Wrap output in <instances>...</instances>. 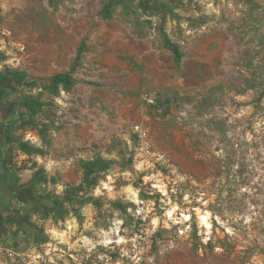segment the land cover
I'll return each instance as SVG.
<instances>
[{"label":"rangeland","instance_id":"374dc122","mask_svg":"<svg viewBox=\"0 0 264 264\" xmlns=\"http://www.w3.org/2000/svg\"><path fill=\"white\" fill-rule=\"evenodd\" d=\"M0 81L13 179L61 201L10 264H264V0H0Z\"/></svg>","mask_w":264,"mask_h":264},{"label":"crops","instance_id":"0c3cea01","mask_svg":"<svg viewBox=\"0 0 264 264\" xmlns=\"http://www.w3.org/2000/svg\"><path fill=\"white\" fill-rule=\"evenodd\" d=\"M5 91L0 94L5 97ZM2 103H7L4 98ZM9 119L0 108V243L26 253L32 246L46 241L42 215L38 212L39 193L13 179L10 162L11 138ZM30 193V198L27 196ZM31 206H30V205Z\"/></svg>","mask_w":264,"mask_h":264},{"label":"trees","instance_id":"16d2710c","mask_svg":"<svg viewBox=\"0 0 264 264\" xmlns=\"http://www.w3.org/2000/svg\"><path fill=\"white\" fill-rule=\"evenodd\" d=\"M119 3L125 2L126 0H116ZM110 7L108 8L109 11ZM164 45L171 50L174 54L175 60L179 63L182 59L183 52L180 46L172 41L170 37L165 33L164 34ZM80 51L77 54L76 63L80 59ZM75 69V66L71 68L70 72L57 73L46 79V85H49L51 88H57L60 85H63L66 89H70L75 85V79L72 75V71ZM16 77L17 84H23L27 86H36L38 81L35 79H30L27 75L21 74L18 71L12 72ZM30 110L35 111L38 106H41L42 103L38 100L28 99L25 102ZM13 127V123L10 124V129ZM20 145L23 149L28 147L26 142H20ZM84 168V177L80 184L73 187V190L67 199H72L78 195L85 187H91L98 181V173L104 171L110 167V163L103 158H96L94 160H86L82 163ZM41 178L35 177L33 183L35 184Z\"/></svg>","mask_w":264,"mask_h":264},{"label":"flooded vegetation","instance_id":"af4514ba","mask_svg":"<svg viewBox=\"0 0 264 264\" xmlns=\"http://www.w3.org/2000/svg\"><path fill=\"white\" fill-rule=\"evenodd\" d=\"M3 82L0 81V94L4 90ZM4 98L0 97V108H2L3 117L4 119H9V123H13L16 120L17 113H18V107L16 103L12 102L10 99H6L7 103H2ZM28 188V187H27ZM32 188H28V191L30 192ZM30 198V193L27 195ZM31 200V198H30ZM61 201L57 198H50L47 196H43L42 194H39V200H38V212L40 215H42L43 220H47L50 215L56 214L57 216V208L59 207ZM30 205V204H29ZM31 206V205H30Z\"/></svg>","mask_w":264,"mask_h":264},{"label":"built area","instance_id":"2783aa9c","mask_svg":"<svg viewBox=\"0 0 264 264\" xmlns=\"http://www.w3.org/2000/svg\"><path fill=\"white\" fill-rule=\"evenodd\" d=\"M26 253L18 251L17 249L0 243V264H10V260L15 258L24 259Z\"/></svg>","mask_w":264,"mask_h":264},{"label":"bare ground","instance_id":"6f19581e","mask_svg":"<svg viewBox=\"0 0 264 264\" xmlns=\"http://www.w3.org/2000/svg\"><path fill=\"white\" fill-rule=\"evenodd\" d=\"M203 218L206 220L207 219V216H203Z\"/></svg>","mask_w":264,"mask_h":264}]
</instances>
